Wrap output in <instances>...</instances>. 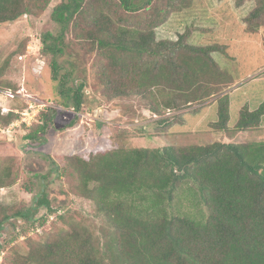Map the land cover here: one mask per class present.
Returning a JSON list of instances; mask_svg holds the SVG:
<instances>
[{
    "label": "trees",
    "instance_id": "16d2710c",
    "mask_svg": "<svg viewBox=\"0 0 264 264\" xmlns=\"http://www.w3.org/2000/svg\"><path fill=\"white\" fill-rule=\"evenodd\" d=\"M50 2L0 0V24L24 15L39 17ZM234 2L238 9L254 3L244 19L249 34L264 30V0ZM190 3L66 0L53 9L51 17L95 56L92 67L97 80L108 97L119 99L152 95L160 80L180 90L193 87L195 71L178 61L179 53L186 54L189 62L200 63L202 71L217 67L212 54L220 50L218 46H191L188 35L177 41L157 39V28L172 14L190 8ZM42 43L44 54H63V35L48 33ZM52 69L65 102L70 101L79 113L86 84L68 87V76L58 78L56 62ZM210 94L202 98L209 99ZM217 105V121L210 124L214 131L203 134L201 142L218 132L237 137L264 123V102L253 111L244 106L233 128L229 127L230 96H221ZM150 111L159 115L155 108ZM17 118L14 110L5 114L0 107V128ZM178 119V114L162 117L151 122L147 131L153 138L165 136ZM48 126L46 121L38 130ZM13 161L0 157V189L17 180ZM63 162L77 177L78 194L93 202L102 218L101 236L82 219L58 215L46 193L36 196L32 212L0 204V235L11 225L9 221L34 217L41 208L47 211L41 224L54 215L60 222L55 233L29 245L26 253L14 248L12 264H264V142L114 150L88 159L65 156ZM186 183L191 184V196L204 207L203 217L180 211L178 193Z\"/></svg>",
    "mask_w": 264,
    "mask_h": 264
},
{
    "label": "rangeland",
    "instance_id": "374dc122",
    "mask_svg": "<svg viewBox=\"0 0 264 264\" xmlns=\"http://www.w3.org/2000/svg\"><path fill=\"white\" fill-rule=\"evenodd\" d=\"M63 1L51 0L39 17L24 15L0 24V107L5 114L11 110L18 114L9 127L0 128V157L14 160L17 179L12 186L0 189V204L32 212L36 196L46 193L58 215L82 219L100 237L103 220L94 203L78 194L77 177L64 164L65 156L88 159L97 152L165 145L264 142V123L258 130L233 138L218 132L207 142L199 139L214 131L210 124L217 121L221 96H230V128L244 106L253 111L264 102V30L249 34L244 23L254 3L238 9L234 0H191L190 8L172 14L157 28V39L177 41L188 35L191 46H218L220 50L212 54L217 67L211 71L203 67L202 71L200 63L189 62L186 54L179 53L178 61L195 71L193 87L180 90L160 80L152 95L112 99L96 78L92 67L95 56L53 21V9ZM48 33L63 35V54L43 53L42 39ZM53 62L59 68L58 78L68 76V87L86 84L79 113L70 101L65 102L59 82L53 81ZM209 91L212 96L202 98ZM99 110L111 116L95 117ZM173 114L179 119L172 129L153 138L147 126ZM46 121L49 126L38 130ZM191 190L190 183L181 186L178 207L182 213L203 217L205 209L191 196ZM46 214L41 208L34 217L9 221L11 225L0 235V264H12L14 248L26 253L29 245H37L41 238L57 231L60 222L56 215L44 224L39 221Z\"/></svg>",
    "mask_w": 264,
    "mask_h": 264
},
{
    "label": "water",
    "instance_id": "95a60500",
    "mask_svg": "<svg viewBox=\"0 0 264 264\" xmlns=\"http://www.w3.org/2000/svg\"><path fill=\"white\" fill-rule=\"evenodd\" d=\"M102 115L104 117L111 116L107 111L99 110V111L95 112V117L102 116Z\"/></svg>",
    "mask_w": 264,
    "mask_h": 264
}]
</instances>
